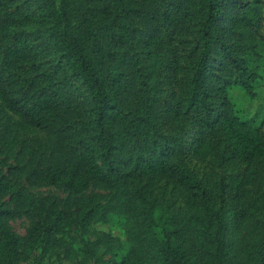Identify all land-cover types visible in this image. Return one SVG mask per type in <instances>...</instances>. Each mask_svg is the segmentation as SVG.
Masks as SVG:
<instances>
[{
	"label": "trees",
	"instance_id": "trees-1",
	"mask_svg": "<svg viewBox=\"0 0 264 264\" xmlns=\"http://www.w3.org/2000/svg\"><path fill=\"white\" fill-rule=\"evenodd\" d=\"M229 1L0 0V111L54 135L13 174L71 195L31 193L0 157V264H104L101 241L113 264H264V128L229 95L262 78L264 0Z\"/></svg>",
	"mask_w": 264,
	"mask_h": 264
},
{
	"label": "rangeland",
	"instance_id": "rangeland-1",
	"mask_svg": "<svg viewBox=\"0 0 264 264\" xmlns=\"http://www.w3.org/2000/svg\"><path fill=\"white\" fill-rule=\"evenodd\" d=\"M235 0L229 1L226 5V13L229 15L234 12L237 7ZM180 50L185 52L188 47V41L186 38H182L180 41ZM229 95L232 101L235 103L240 115L245 119L252 120L256 125H260L264 128V68L262 72V78L256 84L255 94L250 95L244 88L239 85H231L229 87ZM164 113V120L167 122V116ZM15 119H18L16 115L10 117L8 112L3 113L0 111V157L3 158L2 170L12 180L25 185L28 190L38 196H54L59 198H68L70 193L62 188L54 186H33L28 184L24 176H16L13 173L25 174V168L29 162L34 160V157L39 154L41 150L47 149L52 145L54 135L50 128H45L35 131H26L20 129L14 123ZM53 125H56L55 123ZM185 161L191 166V168L200 176L215 183L219 179V174L216 169L215 162L208 158L200 160L195 158L189 151L185 155ZM11 166H17L15 169L10 170ZM90 193L109 194L110 190L92 185L87 191ZM172 198L176 199V207L179 210H183L181 200H178L177 195H173ZM8 200V197H4ZM8 226L11 230L19 235L25 236L30 231L33 221L24 214L17 215L7 220ZM109 226H101V228H108ZM115 234H119V230L115 228V225L110 226ZM241 235L233 233V237L238 239ZM93 239H97L96 235H93ZM99 245L102 256L105 260L104 264H113L115 258L111 251L106 246V241H101ZM35 257H40V252H36L32 259L33 263ZM61 259L63 264H74L73 262L64 258L63 251L57 250L52 258L47 259V263L53 260ZM94 264V263H89Z\"/></svg>",
	"mask_w": 264,
	"mask_h": 264
}]
</instances>
